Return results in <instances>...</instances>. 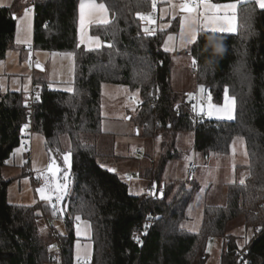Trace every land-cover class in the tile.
<instances>
[{"label": "trees", "instance_id": "trees-1", "mask_svg": "<svg viewBox=\"0 0 264 264\" xmlns=\"http://www.w3.org/2000/svg\"><path fill=\"white\" fill-rule=\"evenodd\" d=\"M18 2L0 7V60L14 39L12 15L16 16ZM97 2L108 6L112 23L92 25L90 33L112 48L86 50L79 45L80 0H36L34 5L33 48L74 54L72 92L52 90L47 82L34 81L39 99L35 97L29 113L23 93L0 91V264H54L46 220L60 214L56 211L53 215L51 205L7 202L11 181L2 172L27 132L41 134L46 150L58 154L65 152L61 138L68 139L69 190L61 215L65 235H58L65 264L72 263L77 215L91 229L90 264H206L207 248L213 240L222 243L219 264H264V10L251 1L238 5L235 33L215 34L211 44V34L199 33L197 43L183 51L186 55L191 51V57L196 58V84L204 86L214 104L222 103L225 89L235 97L233 121H212L195 117L191 101L173 91L171 55L160 47L167 31L147 35L142 29L144 21L137 13L151 9L152 0ZM217 45L222 52L217 51ZM105 84L137 92L138 134L160 138L158 159L145 174L155 185L154 195H131L123 180L98 163L93 142L102 134L100 99ZM25 123L30 124V130L22 135ZM181 132L193 133V149L206 159L211 154H227L231 141L242 138L249 161L245 183L227 187L225 205L204 207L197 233L180 228L197 186L189 180L163 182L167 162L178 157L173 151ZM86 136L92 140L84 143ZM149 216L155 221L145 229ZM237 218L246 231L253 232L243 247L239 245L241 237L232 231ZM257 228L261 231L256 232Z\"/></svg>", "mask_w": 264, "mask_h": 264}, {"label": "rangeland", "instance_id": "rangeland-1", "mask_svg": "<svg viewBox=\"0 0 264 264\" xmlns=\"http://www.w3.org/2000/svg\"><path fill=\"white\" fill-rule=\"evenodd\" d=\"M163 0H161L162 2ZM181 2V0H179ZM2 3V0H0ZM7 5V3H6ZM15 4H11L9 7L14 6ZM167 2L161 3V16L158 22L160 26V31H167L161 40V49L164 50L165 41L168 40V36L171 35L174 37L172 41H169V46L173 47V51H168L171 55L172 61H175V66L184 64L186 60H188L187 64V72L176 71L173 73L175 78L173 83V91L178 96H184L187 100L191 91H188V84L195 83V73L192 69V58L190 55H186L183 51H187L193 45H188V35H187V27L185 28V34L183 37L181 36V25L180 19L181 16L186 15V13H182L179 9L171 10V18L166 22L163 21V12L167 9ZM171 6V5H170ZM258 6V5H257ZM26 7H30L24 3L22 6H15L16 13L18 12V16L15 19V34L14 39L11 45V48L6 52L5 57L0 60V91L2 93L6 92H19L23 93L25 96L33 93L36 97L39 91V87L34 85V81L39 82L40 80L47 82L48 88L52 90L64 91V92H72L73 91V81L75 76V61L74 55L72 57H68L66 53L59 52H49L44 50H36L27 42L28 40L33 41V12L31 16V27L28 28L24 21L19 19L24 15V9ZM175 14V18L173 19V15ZM143 23L142 29L148 27L155 28L154 26L158 24L149 23L145 21ZM175 22V24H174ZM174 24V26H173ZM20 26L19 32V40L20 43H17V26ZM93 23L88 24L84 30L82 35L80 22H79V13H78V43L86 50H95L97 49L95 46V42L90 39L92 36L90 33V27ZM175 28V31L171 30ZM183 40V44H182ZM186 45V46H185ZM183 50V51H182ZM165 51V50H164ZM177 52L178 54H173ZM36 66H39L42 70L36 69ZM172 71L173 62L171 64ZM184 73V74H183ZM185 74H187L188 78L185 81ZM71 89V91H68ZM192 95V94H191ZM139 99V95L137 92H129L127 87L124 86H108L102 90V95L100 99V104L105 112L109 113L111 111L120 113L122 115L120 119V125L124 123L126 128L130 129V136H135L136 133V123L135 117L137 112V102ZM191 101V100H190ZM137 137H141L139 134ZM160 139V138H159ZM92 140V137L86 136L82 138L84 143H87ZM23 142V145H22ZM30 146L29 149L26 146ZM62 149L65 151L63 154H58L54 152H48L45 148L44 138L39 133H31L25 135L17 148H21L23 146V150L20 153L13 155L14 151L10 155L7 160V166L4 167L2 176L10 180L11 183L7 189V202L12 205H22V206H39V205H52V203L42 200L40 198V194L37 191L40 187H45L46 194L53 196L54 201V188L57 183H67V193L69 190V179L67 181L64 180V175L67 173L68 177L71 158L68 155V164L64 163V156L69 154L66 152L68 148V139L66 137L61 138ZM100 146V150L106 151L112 149V142H100L98 144ZM55 154L56 156H54ZM173 154H177V158L170 159L167 163V170L163 174V178H170L171 180H176V169L178 165L184 161V154L178 152L175 148ZM132 157L138 156L136 151L132 152ZM158 157L156 158L157 161ZM51 161H56L59 163L60 171L58 174L53 176L52 174L47 173L48 164ZM134 164V161H130ZM98 163H102L99 159ZM175 175V176H174ZM44 176L46 178L45 186H37L34 187L32 185V178H40ZM168 176V177H167ZM128 178V177H127ZM126 179V178H125ZM169 180V181H171ZM177 181V180H176ZM126 182V181H125ZM131 186H135V188L142 187L145 183H141L138 181L136 177H133L130 182ZM129 193L132 195L135 193L132 189L129 190ZM65 198V197H64ZM64 200V199H63ZM63 200L59 203H56V209L60 214V217H51V221L54 224V229L58 235H65V228L62 222V204ZM54 219V221H53ZM235 226L233 227V232L237 234L241 239L239 240V245L244 244V240L246 237L249 240L252 238L253 232L252 230L247 231L241 226L242 223L240 219H235L233 221ZM77 227L80 229V237L84 239H88L91 236V229L87 222L80 221L77 224H74V231L77 233ZM211 242V241H210ZM221 244V240H213L209 243L207 248L208 258L206 264H219L220 262V253L219 247ZM74 245V244H73ZM77 255V254H76ZM74 256V264L75 257Z\"/></svg>", "mask_w": 264, "mask_h": 264}, {"label": "crops", "instance_id": "crops-1", "mask_svg": "<svg viewBox=\"0 0 264 264\" xmlns=\"http://www.w3.org/2000/svg\"><path fill=\"white\" fill-rule=\"evenodd\" d=\"M162 2H167V0H163ZM162 2L161 0H157V3L159 4L158 6L159 21L161 16L160 9ZM14 3L15 0H2V3H0V5L3 6L0 7H9V5L11 4L13 5ZM24 3L29 5V0H19L18 7L24 5ZM172 3L178 4L180 3V1L172 0ZM218 4H224V3H218ZM166 6H167L166 8L169 9V11L165 10L163 12L164 22L169 20L172 16L171 14L172 7L170 6L169 3H167ZM78 13H79V7H78ZM15 14L16 16H18L17 15L18 12L17 13L15 12ZM93 25H98V24L93 23ZM154 27H155L154 28L155 31L160 30L159 22ZM162 51L166 52L164 50ZM167 53L169 52L167 51ZM173 54H178V53L175 52ZM176 61L177 60L172 61L174 71H172V66H171L172 88L175 80L173 73L180 70L182 72L184 71L187 72L186 69H187L188 60H186L184 64H180V65L178 64L175 66ZM187 78L188 76L187 74H185V81H187ZM108 86L111 87L115 85H107V84L102 85L101 95H102V90L104 88H107ZM188 88H189L188 89L189 92L192 90L191 97L190 96L188 97V99L191 101L193 100L195 94L197 96H202L206 92L205 89L204 92H201L200 86L196 84V81L193 84L189 83ZM128 91L131 93L129 89ZM139 102L140 99H138L137 105ZM210 103L218 107H222L225 104V94L223 97V101L220 105L214 104L211 100L204 98L203 102L196 106V115L212 121H233V119L235 118V109L233 112L234 118L231 120L226 118H218L216 115L208 116L207 112L209 110ZM100 106H101V117H102V121H101L102 134L99 136L96 142H93L97 149V152L99 153V159L102 161V163L99 164L104 165L105 169H109V168L115 169L113 173H115L124 182L126 181L125 183L127 184L128 191L132 189L135 192L132 195H142L149 193V187L154 185H151L149 181L145 179V174L152 167L153 163H155L156 158L158 157L161 151L159 145L160 144L159 138H140L137 137V135L130 136L129 133L130 129L126 128V125L124 123L120 125L121 123L120 119L122 115L120 113H117V111L115 112L111 111L107 113L103 110L101 104ZM201 108H203V112H201ZM28 133L31 134V132H27L26 135ZM104 141L109 143L112 142L111 150H106V151L100 150V146L98 144ZM193 143H194V136L192 132H181L176 135L175 148L178 152L183 153L184 154L183 156H185L184 161L181 162L176 169V180L178 182H187L189 180L197 186L196 190L192 194L189 204L187 205L185 211V218L180 223V228L189 233H197L199 231L202 221V214L205 206L218 207L225 205L227 187L232 184H240V180L242 178L245 181V179L248 177L247 167L249 162L245 141L242 138L236 137L231 141L229 145V152L227 154L225 155L211 154L207 159L204 158V156L201 153L194 151ZM133 151H136L138 156L132 157L131 154ZM130 161H134V164H132ZM190 162H194L196 164V172L192 176H188L186 172L187 166ZM204 162L208 163L207 167H202ZM55 163L60 167L58 162L55 161ZM167 165L168 163L166 164V167ZM166 170L167 168H165V172ZM133 177H136L139 182L145 184L140 188H135V186L133 185L131 186V184H129L128 182H130V180ZM169 180L171 179L163 178V182ZM62 207H63L62 209L63 212L64 211L63 204ZM80 221L76 220L75 224H77ZM181 225H183V227H181ZM74 234L76 241L74 242L73 245L71 264H74V256L77 254V248H76L77 242H79V244L81 245V264H83L85 258H87V261H89L92 255L93 246L90 241L91 236L88 239H84L83 237L77 236V233L75 231ZM219 245L220 247L218 252L220 253L222 248V243ZM85 253H87V257H85ZM75 264H77V259H75Z\"/></svg>", "mask_w": 264, "mask_h": 264}, {"label": "snow or ice", "instance_id": "snow-or-ice-1", "mask_svg": "<svg viewBox=\"0 0 264 264\" xmlns=\"http://www.w3.org/2000/svg\"><path fill=\"white\" fill-rule=\"evenodd\" d=\"M250 0H234V2L224 3V4H218V3H211L210 0H181L180 3H172V0H167V3H169L173 10L179 9L180 12L186 13V15L181 16L180 19V25H181V36L185 34V28L187 27V35L188 40L187 44H196L198 40V34L204 33L205 35H210L209 44L213 43L216 40L215 34L218 33H235L237 31V10L238 5L248 3ZM251 2H254L256 5H258L259 9L264 10V0H251ZM3 6V5H0ZM10 6V5H9ZM157 7V0H152V10L153 13L156 11ZM33 12V7H26L24 9V15L23 17H20L22 21L25 22L28 28L31 27V16ZM222 13V14H221ZM14 15V14H13ZM137 16L140 20L148 21L149 23H155V20L152 18V14H143V13H137ZM15 18V16H14ZM175 18V14L173 15V19ZM79 22H80V28L81 33L83 35L84 30L88 24L96 23L98 25H109L112 23V19L109 15V8L108 6L103 2H97V0H80L79 4ZM144 33L147 35H154L155 29H149L148 27H145L143 29ZM19 32H20V26H17V43H20L19 40ZM95 42V46L97 49L101 47H108L112 48V44H104L99 36L96 37H90ZM174 39L173 36L169 35L168 40L165 41L164 44V50L167 51H173L174 48L169 46V41H172ZM183 44V40H182ZM186 46V45H185ZM207 50V48H206ZM217 51L222 52L223 49L217 45ZM68 57H72L73 53H66ZM189 55L191 56V51H189ZM197 60L196 58H192V66L196 67ZM201 92H204V86H200ZM68 91H71V89H68ZM191 97V94H189ZM37 99H39V96L37 95ZM209 100H211V97L209 96ZM27 106V105H25ZM179 107V106H177ZM195 105H193V109L195 110ZM235 109V97H229L227 95V89H225V104L222 107H218L213 104H209V110L207 112L208 116L216 115L218 118H226V119H233V112ZM201 112H203V108H201ZM29 128V124L25 123L21 129L20 132L23 134L26 129ZM23 145V142H22ZM23 150V146L21 148L15 149L13 155L20 153ZM68 155L64 156V163L68 164ZM7 163V161H6ZM101 167H105L104 165H101ZM48 171L52 173L53 176L56 175L60 169L54 164H49ZM108 171L114 172L115 169L109 168ZM69 179L67 173L64 175V180L67 181ZM245 183L244 179L242 178L240 180V184L243 185ZM47 186V185H46ZM155 188V185L153 186ZM68 185L67 183H57L54 188L55 196L53 202V196L46 194L45 187H40L37 189V191L40 194V198L42 200H45L47 202L52 203L53 208V215H56V203L61 202L64 197L68 194L67 193ZM150 195H154L155 192L150 190ZM162 195V193H161ZM199 199V197H198ZM149 220H152L153 217L149 216ZM158 219V218H156ZM75 220L80 221L81 217L77 215L75 217ZM145 229L151 227V224H145ZM183 227V225H181ZM251 231V230H249ZM256 232L261 231V228L255 229ZM145 234H147L145 232ZM80 235V229L77 227V236ZM134 239L139 241V237H135ZM249 243V238L246 237L244 240V244ZM55 247V246H51ZM240 247H243V245H240ZM77 248V264H81V245L79 242H77L76 245ZM85 257H87V253H85ZM83 264H88L87 258H85ZM243 264H247V262H243Z\"/></svg>", "mask_w": 264, "mask_h": 264}, {"label": "built area", "instance_id": "built-area-1", "mask_svg": "<svg viewBox=\"0 0 264 264\" xmlns=\"http://www.w3.org/2000/svg\"><path fill=\"white\" fill-rule=\"evenodd\" d=\"M36 3V0H29V5L30 7H33V11H34V5ZM158 6L159 4L157 3V7H156V11L153 13V10L152 8L145 11L143 14H152V18L156 21H158ZM144 23H146L144 21ZM151 29H154L153 27H151ZM29 45H31L33 47V41L29 40L27 42ZM195 70V67L192 66V71L194 72ZM157 91V90H156ZM209 96H210V93L208 91H206L202 96H197L196 94L194 95L193 97V100L191 101L192 103V108H191V111L192 113L194 114V116L196 117V107H195V110L193 109V105L197 106L198 104L202 103L203 102V99H209ZM24 99L26 101V105L29 109V113L31 112V108H32V105L33 103L36 101V98L34 96L33 93L31 94H28L26 96H24ZM30 130V124H29V128ZM27 149L30 148V146H26ZM208 163L207 162H204L202 167H207ZM187 175L188 176H192L195 172H196V164L194 162H190L187 166ZM46 178L44 176H41L40 178H32V185L34 187H37V186H45L46 185V182H45ZM150 190L151 191H154V188L153 186H150L149 187V193H150ZM155 221V218H153L152 220H148L146 222V224H152V222ZM46 227L49 231V234H50V237H51V242H50V245H49V250L53 253L54 255V264H65L64 262V256H63V247H62V243L61 241L59 240L58 238V234L57 232L55 231L54 229V224L51 220H46ZM51 246H55V247H51ZM88 264H90V262L88 261Z\"/></svg>", "mask_w": 264, "mask_h": 264}, {"label": "water", "instance_id": "water-1", "mask_svg": "<svg viewBox=\"0 0 264 264\" xmlns=\"http://www.w3.org/2000/svg\"><path fill=\"white\" fill-rule=\"evenodd\" d=\"M14 16H15V15H12V18L15 20V19H16V16H15V18H14ZM104 44L106 45L107 43H104ZM36 69L42 70L39 66H36ZM21 134H22V133H21ZM24 134H25V132H24L22 135H24ZM135 135H138V130H137V129H136V133H135ZM49 164H54V166H56V167L59 168V166H58L55 162H53V161L50 162ZM49 164H48V166H49ZM46 171H47L48 174H52L50 171H48V167H47V170H46ZM58 173H59V171H58L56 174H58ZM161 193H162V192L159 193V197H161Z\"/></svg>", "mask_w": 264, "mask_h": 264}]
</instances>
